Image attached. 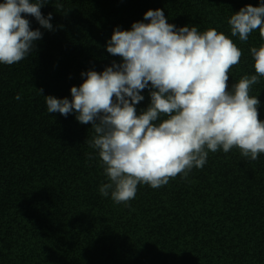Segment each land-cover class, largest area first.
I'll list each match as a JSON object with an SVG mask.
<instances>
[{
	"label": "trees",
	"instance_id": "trees-1",
	"mask_svg": "<svg viewBox=\"0 0 264 264\" xmlns=\"http://www.w3.org/2000/svg\"><path fill=\"white\" fill-rule=\"evenodd\" d=\"M60 2L62 10L55 0L41 9L45 18L52 13L53 31L25 16L43 33L36 50L0 64V264H264V154L250 161L238 148L209 152L186 180L138 185L130 207L117 205L98 191L107 178L85 143L92 125L49 114L43 97L71 100L81 73L121 62L106 50L114 29L147 23L146 12L157 9L177 28H215L233 40L243 55L229 72L231 86L256 74L250 48L264 41L258 31L247 42L232 37L227 21L260 0ZM141 94L138 112L150 104L149 90ZM250 95L264 121V77Z\"/></svg>",
	"mask_w": 264,
	"mask_h": 264
},
{
	"label": "clouds",
	"instance_id": "clouds-1",
	"mask_svg": "<svg viewBox=\"0 0 264 264\" xmlns=\"http://www.w3.org/2000/svg\"><path fill=\"white\" fill-rule=\"evenodd\" d=\"M49 2H0V64L21 62L43 38L25 16L54 30L52 13L45 18L41 12ZM55 8L63 9L60 0H55ZM144 21L133 23L131 30L114 29L106 50L121 62L113 61L103 72L81 73L85 79L71 88V100L45 97L43 89L38 90L49 114H75L80 124L92 125L94 134L85 143L98 153L107 178L98 191L129 207L138 185L159 189L178 175L186 180L194 168L206 165L209 152L238 148L250 161L264 154L261 102L250 95L264 77V43L250 48L256 74H245L229 86V72L243 53L226 34L215 28H177L162 9L147 11ZM227 23L231 36L242 42L253 31L264 41V0L258 7H242ZM145 89L150 104L138 112Z\"/></svg>",
	"mask_w": 264,
	"mask_h": 264
}]
</instances>
